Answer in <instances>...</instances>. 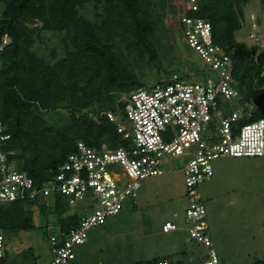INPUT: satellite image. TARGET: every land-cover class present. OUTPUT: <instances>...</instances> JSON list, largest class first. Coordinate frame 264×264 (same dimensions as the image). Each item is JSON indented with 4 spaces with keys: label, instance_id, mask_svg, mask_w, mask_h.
<instances>
[{
    "label": "trees",
    "instance_id": "obj_1",
    "mask_svg": "<svg viewBox=\"0 0 264 264\" xmlns=\"http://www.w3.org/2000/svg\"><path fill=\"white\" fill-rule=\"evenodd\" d=\"M162 9L170 0H160ZM173 11L185 15L182 0ZM0 41L8 37L0 53V122L9 139L3 149L11 152L16 169L41 187L75 152L78 141L96 149L128 147L106 113L123 114L130 92L143 88L135 65L158 66L154 45L157 0H0ZM248 0H198L190 16L208 21L213 42L231 57V77L240 107L250 105L264 88V57L257 49L236 40L245 25ZM93 8V21L83 13ZM42 33L58 34L61 56L51 49L46 57L36 50ZM136 53V54H134ZM157 63V64H156ZM138 67V66H137ZM139 66L138 68H140ZM205 70V69H204ZM194 65H179L171 73L181 78L204 73ZM170 74V75H171ZM169 75V76H170ZM123 96V97H121ZM264 118L258 110L241 126ZM14 202L0 208V226L6 236L33 231L34 215ZM49 209L61 231L79 219L63 217L67 207L57 197ZM45 228V227H43Z\"/></svg>",
    "mask_w": 264,
    "mask_h": 264
},
{
    "label": "built area",
    "instance_id": "obj_2",
    "mask_svg": "<svg viewBox=\"0 0 264 264\" xmlns=\"http://www.w3.org/2000/svg\"><path fill=\"white\" fill-rule=\"evenodd\" d=\"M182 4L185 15L180 24L186 44L207 69L194 81L173 73L130 92L122 115L106 113L117 133L129 140L127 148L96 149L78 141L75 152L57 168L54 177L34 187L27 174L16 169L10 159L13 154L3 149L9 136L0 122V208L23 201L31 203L30 207L50 208L57 197L68 205L85 199L97 204L90 215L79 217L77 225L66 232L57 223L48 228L47 264H72L74 247L85 242L87 231L117 214L124 200L135 198L140 180L162 175L168 156L178 157L182 164L188 202L184 214L186 240L207 249L201 264H221L210 248L205 208L196 187L212 178V162L218 158L264 157V118L238 126L239 120L251 118L257 110L255 104L235 111L222 108L240 98L231 77V57L213 42L208 21L189 15L198 11V0H182ZM5 37L0 41V53L10 43ZM246 39L248 46L257 49L255 57H264V33L253 17ZM179 229L172 221L163 226L165 232ZM5 248L6 234L0 226V264H5ZM157 264L171 263L161 259Z\"/></svg>",
    "mask_w": 264,
    "mask_h": 264
},
{
    "label": "rangeland",
    "instance_id": "obj_3",
    "mask_svg": "<svg viewBox=\"0 0 264 264\" xmlns=\"http://www.w3.org/2000/svg\"><path fill=\"white\" fill-rule=\"evenodd\" d=\"M157 2L153 40L161 72L155 65L143 70V62L136 64L138 76L139 71H144L140 77L144 88L168 77L179 65L207 69L186 44L181 16L173 13L178 5L176 1H168L165 10L161 1ZM2 9L0 3V13ZM83 15L93 21L91 5ZM244 17V28L235 37L247 43L251 17L264 33V0H248ZM59 37L42 33L41 43H36L37 52L48 57L51 49L56 48L57 55L61 56ZM4 39L9 42L8 37ZM187 80L198 78L190 76ZM236 102L222 108L239 110L238 100ZM181 166L178 157L168 156L162 164V175L140 180L136 197L124 200L117 214L90 228L85 242L74 247L72 264H157L164 258L172 264H201L207 258V249L202 244L187 241V231L182 229L188 202ZM212 168V178L196 187L205 208L210 248L221 264H264V157L218 158L212 162ZM61 200L68 208L64 218L87 216L97 208L93 200L85 199L74 205ZM25 208L32 211L36 228L6 236L5 264H47L51 236L48 228L57 222L49 209L40 214L36 207ZM167 221L175 222L181 230L165 232L163 226Z\"/></svg>",
    "mask_w": 264,
    "mask_h": 264
},
{
    "label": "water",
    "instance_id": "obj_4",
    "mask_svg": "<svg viewBox=\"0 0 264 264\" xmlns=\"http://www.w3.org/2000/svg\"><path fill=\"white\" fill-rule=\"evenodd\" d=\"M253 103L257 107L260 114L264 115V90L254 97Z\"/></svg>",
    "mask_w": 264,
    "mask_h": 264
},
{
    "label": "crops",
    "instance_id": "obj_5",
    "mask_svg": "<svg viewBox=\"0 0 264 264\" xmlns=\"http://www.w3.org/2000/svg\"><path fill=\"white\" fill-rule=\"evenodd\" d=\"M174 215H176L175 217H177V214H176V213H174V214H173V217H174ZM175 217H174V218H175ZM174 223H175V222H174ZM182 229L184 230L185 228H184V227H182ZM179 230H181V228H180ZM164 259H167V258H164ZM168 260H169V259H168ZM169 261H170V260H169ZM170 263L172 264V262H171V261H170Z\"/></svg>",
    "mask_w": 264,
    "mask_h": 264
}]
</instances>
